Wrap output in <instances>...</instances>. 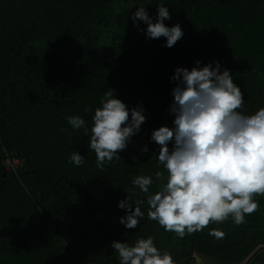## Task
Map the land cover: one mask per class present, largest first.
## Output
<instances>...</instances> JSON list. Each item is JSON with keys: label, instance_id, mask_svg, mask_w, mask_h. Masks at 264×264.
Masks as SVG:
<instances>
[{"label": "trees", "instance_id": "16d2710c", "mask_svg": "<svg viewBox=\"0 0 264 264\" xmlns=\"http://www.w3.org/2000/svg\"><path fill=\"white\" fill-rule=\"evenodd\" d=\"M159 3L171 15L165 25L184 32L171 48L132 21L145 7L155 22ZM196 61L230 70L242 114L264 107V0H0V264H119L113 241L148 236L176 264H247L264 245L258 211L181 239L148 219V194L132 183L151 176L149 194L166 183L155 175L168 173L151 134L173 126L171 77ZM109 90L129 109L143 108L146 121L121 158L99 168L85 129L73 131L68 117L83 118L90 133ZM75 150L81 166L70 162ZM8 158L26 164L7 169ZM127 196L145 213L136 229L119 222ZM249 264H264V251Z\"/></svg>", "mask_w": 264, "mask_h": 264}, {"label": "clouds", "instance_id": "9594fccd", "mask_svg": "<svg viewBox=\"0 0 264 264\" xmlns=\"http://www.w3.org/2000/svg\"><path fill=\"white\" fill-rule=\"evenodd\" d=\"M156 21L145 7H139L132 21L138 26L143 21L145 34L150 39L166 38V47H173L184 32L180 24L165 25L171 19L168 7L159 3ZM196 65L189 71L177 67L171 80L170 113L173 126L153 130L151 141L159 145L158 161L168 175L156 172L164 181L159 191L149 194L153 184L151 176H138L132 183L147 195L149 220L157 221L166 231L178 238L203 231L210 223H223L231 218L237 225L246 223V215L254 213L259 204L255 196H264V107L254 114L244 115L240 109L245 104L241 88L234 83L230 70L221 72L219 62ZM91 120L89 130L80 116L68 117L73 131L85 129L89 147L96 154V163L103 168L106 163L121 158L118 150L127 148L131 138L141 130L146 121L144 109H129L109 90L101 99ZM172 150H169V143ZM142 151L148 152L147 146ZM70 162L81 166L85 157L73 151ZM142 201H137V204ZM126 209L120 223L127 229H136L145 213L134 207L129 197L118 203ZM209 235L217 239L225 235L212 229ZM111 247L118 253L119 264H176L171 253L161 252L154 238L128 242L113 241Z\"/></svg>", "mask_w": 264, "mask_h": 264}, {"label": "built area", "instance_id": "2783aa9c", "mask_svg": "<svg viewBox=\"0 0 264 264\" xmlns=\"http://www.w3.org/2000/svg\"><path fill=\"white\" fill-rule=\"evenodd\" d=\"M26 164V161L21 159V158H15V159H12V158H8L6 160V167L7 169H13V170H16L20 167H23L24 165Z\"/></svg>", "mask_w": 264, "mask_h": 264}, {"label": "rangeland", "instance_id": "374dc122", "mask_svg": "<svg viewBox=\"0 0 264 264\" xmlns=\"http://www.w3.org/2000/svg\"><path fill=\"white\" fill-rule=\"evenodd\" d=\"M254 199L258 202L259 208L256 210L264 217V196L257 195ZM264 230V225H263ZM264 235V232L262 233Z\"/></svg>", "mask_w": 264, "mask_h": 264}, {"label": "water", "instance_id": "95a60500", "mask_svg": "<svg viewBox=\"0 0 264 264\" xmlns=\"http://www.w3.org/2000/svg\"><path fill=\"white\" fill-rule=\"evenodd\" d=\"M261 251H264V245L260 246L255 252L254 254L251 256V258L248 260L247 264H249V262H251Z\"/></svg>", "mask_w": 264, "mask_h": 264}]
</instances>
